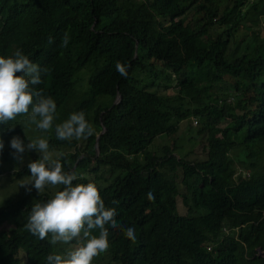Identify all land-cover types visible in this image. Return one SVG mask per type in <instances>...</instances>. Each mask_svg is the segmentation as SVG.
Segmentation results:
<instances>
[{"label": "trees", "instance_id": "1", "mask_svg": "<svg viewBox=\"0 0 264 264\" xmlns=\"http://www.w3.org/2000/svg\"><path fill=\"white\" fill-rule=\"evenodd\" d=\"M17 49L42 69L33 87L55 101L54 124L83 111L95 129L71 141L35 129L116 210L122 227L92 264H264V0H0V56ZM27 116L0 130L21 134ZM179 127L202 154L180 150ZM27 165L11 173L31 175ZM55 190L3 198L0 264H46L67 248L24 227Z\"/></svg>", "mask_w": 264, "mask_h": 264}, {"label": "clouds", "instance_id": "2", "mask_svg": "<svg viewBox=\"0 0 264 264\" xmlns=\"http://www.w3.org/2000/svg\"><path fill=\"white\" fill-rule=\"evenodd\" d=\"M69 40L66 32L62 37V46H67ZM116 69L121 76L127 77L126 65L117 61ZM41 72L40 66L20 49L12 56H0V124H7L10 131L14 126L9 121L15 120L18 115L28 114L27 123L34 124L45 133L54 128L59 140H81L94 135L95 129L83 111L73 112L62 123L54 124L55 101L33 87L42 83ZM10 147L14 150L13 157L21 163L25 151L40 153L38 159L28 163L31 175L23 185L30 184L38 193L47 186L56 189L51 198L32 204L24 224L28 232L41 240L50 237L53 245H67L63 252L49 254L46 264H92L95 257L106 253L109 250V229L122 226L116 221L115 208L105 206L95 181L74 183L79 179L78 174L64 170L61 163L63 154H54L47 138L37 137L28 140L25 145L19 136H13ZM3 148L4 142L0 140V150ZM28 190L31 191V188ZM146 198L154 201L155 195L149 190ZM124 235L136 241L133 228L124 229Z\"/></svg>", "mask_w": 264, "mask_h": 264}, {"label": "rangeland", "instance_id": "3", "mask_svg": "<svg viewBox=\"0 0 264 264\" xmlns=\"http://www.w3.org/2000/svg\"><path fill=\"white\" fill-rule=\"evenodd\" d=\"M84 75L85 74L81 73V76H84ZM83 80L80 81L81 82V85L79 86L80 88L78 89L76 88L73 91L74 92L73 95L70 96L69 98L70 105H69V102L63 103V108H65L66 110L65 111L62 108L63 111L70 113L72 111V104L75 103L76 98L84 94V90H83L84 81ZM76 85H78V83ZM191 122L192 124H194L193 119H191ZM20 126H21V134L16 133V132H12V133L6 132L5 133L3 132V130H0V140H3L4 142V148L0 150V168L2 170V172L0 173V204L3 203V198L6 197L7 195L18 194L21 191H27L29 188L35 189V188H32L30 184L23 185V183L28 182L30 175H24V176L17 177L13 175L11 171L19 168L24 163L35 161L36 159H38L36 155L40 153H38L35 150H32L34 153L31 150L25 151L22 154L23 162L21 163L17 159H15L12 155L14 150L11 149L10 147V140L13 136H19L23 140L24 144L26 145L28 143V140H32L37 137H43V132L35 130L37 129L36 126L34 124L27 123V120L24 124H21ZM187 135L188 134L184 132L183 127L178 128L176 143L179 146L180 150L182 152L192 150V153H190L191 158L195 157L193 156L195 155L194 153L202 154V151L199 148L200 146L199 143L194 140L191 141L187 139ZM162 140H164L163 137H162ZM158 141L159 140L156 139V142ZM57 246L62 247L64 245L57 244ZM255 255H256L255 258L263 256L262 254H258V251L256 252ZM257 262H259L258 258H257Z\"/></svg>", "mask_w": 264, "mask_h": 264}, {"label": "water", "instance_id": "4", "mask_svg": "<svg viewBox=\"0 0 264 264\" xmlns=\"http://www.w3.org/2000/svg\"><path fill=\"white\" fill-rule=\"evenodd\" d=\"M118 98H119V95L117 94V95L114 97L112 103H115V102L118 100ZM102 130H103V128H101V129L98 131V133L96 134V136H95V140H94V148H95V150H98V137H99V134L101 133ZM257 251H258V254H262V255H264V252H263L259 247H257ZM258 259L262 261L263 258H262V256H261V257H259Z\"/></svg>", "mask_w": 264, "mask_h": 264}]
</instances>
